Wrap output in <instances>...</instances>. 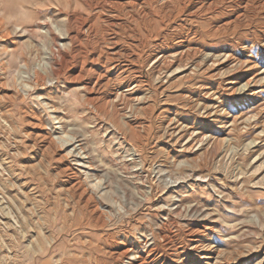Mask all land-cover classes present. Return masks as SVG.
<instances>
[{"label": "rangeland", "instance_id": "rangeland-1", "mask_svg": "<svg viewBox=\"0 0 264 264\" xmlns=\"http://www.w3.org/2000/svg\"><path fill=\"white\" fill-rule=\"evenodd\" d=\"M263 1L0 0V264H264Z\"/></svg>", "mask_w": 264, "mask_h": 264}, {"label": "bare ground", "instance_id": "bare-ground-1", "mask_svg": "<svg viewBox=\"0 0 264 264\" xmlns=\"http://www.w3.org/2000/svg\"><path fill=\"white\" fill-rule=\"evenodd\" d=\"M241 0H239V2H240ZM244 1H246V0H244ZM258 1H262V0H258ZM263 3H264V1H263ZM169 18V17H168ZM43 25V24H42ZM22 29V28H21ZM8 38V37H7ZM206 59H207V57H206ZM253 63L252 64H249V67L248 68H253ZM256 65V64H255ZM199 66V65H198ZM256 67V66H255ZM237 68V67H236ZM247 68V67H246ZM254 69V68H253ZM251 70V69H250ZM249 69H248V71H250ZM258 69H256V71H257ZM261 72V71H260ZM260 75V74H259ZM257 78V77H256ZM260 78V77H259ZM258 79V78H257ZM36 83V82H35ZM243 88V87H242ZM83 153V151H78L77 152V154H80V153ZM79 156H81V155H79ZM76 157V156H75ZM84 157V156H83ZM90 162V161H89ZM104 192V191H103ZM204 257V256H203ZM201 258V257H200Z\"/></svg>", "mask_w": 264, "mask_h": 264}]
</instances>
